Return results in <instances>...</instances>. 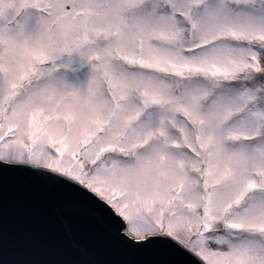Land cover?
Here are the masks:
<instances>
[{
    "label": "snow or ice",
    "instance_id": "obj_1",
    "mask_svg": "<svg viewBox=\"0 0 264 264\" xmlns=\"http://www.w3.org/2000/svg\"><path fill=\"white\" fill-rule=\"evenodd\" d=\"M0 264H264V0H0Z\"/></svg>",
    "mask_w": 264,
    "mask_h": 264
}]
</instances>
